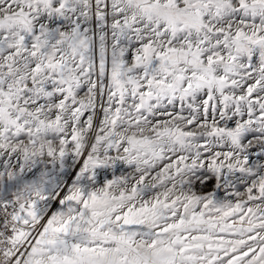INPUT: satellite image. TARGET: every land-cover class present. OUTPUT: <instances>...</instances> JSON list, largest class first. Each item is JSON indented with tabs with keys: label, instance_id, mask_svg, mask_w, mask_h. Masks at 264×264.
I'll use <instances>...</instances> for the list:
<instances>
[{
	"label": "snow or ice",
	"instance_id": "1",
	"mask_svg": "<svg viewBox=\"0 0 264 264\" xmlns=\"http://www.w3.org/2000/svg\"><path fill=\"white\" fill-rule=\"evenodd\" d=\"M0 264H264V0H0Z\"/></svg>",
	"mask_w": 264,
	"mask_h": 264
}]
</instances>
